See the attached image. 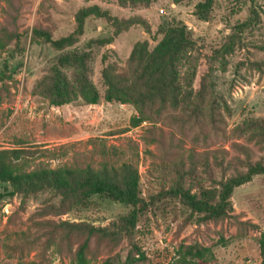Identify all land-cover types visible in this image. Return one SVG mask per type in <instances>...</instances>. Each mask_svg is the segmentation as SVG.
<instances>
[{
	"label": "rangeland",
	"instance_id": "rangeland-1",
	"mask_svg": "<svg viewBox=\"0 0 264 264\" xmlns=\"http://www.w3.org/2000/svg\"><path fill=\"white\" fill-rule=\"evenodd\" d=\"M199 1L158 0L149 7L132 8L103 0H0V27L20 35L0 50V149H26L27 169L39 163L99 168L131 162L140 173L142 198L133 237L110 238L90 234V228L112 227L131 212L132 205L97 194L87 205L64 206L53 190L16 193L9 183L1 182L0 264H76L77 250L86 240L90 264L108 258L123 264L129 255L138 258L134 244L145 253L137 264H181L182 253L195 245L210 247L213 256L189 264H262L258 239L264 233V174L235 189L234 210L222 220L199 224L174 193L176 167L184 161L188 168L191 151L197 157L222 148L232 153V143L245 140L231 131L247 119L264 118V0H218L211 21L195 15ZM95 4L119 18L144 17L151 33L136 25L110 45H93L90 76L101 93L97 104L79 98L52 105L36 93L35 86L60 52L34 41L33 29H48L55 38L66 36L75 29L77 11ZM251 8L257 11L258 22L227 55V69L223 71L220 59L210 60L215 90L232 108L226 140L206 141L183 110L163 109L159 104L148 106L146 120L134 127L132 117L138 112L133 104L104 99L103 67L111 64L122 81L133 82L128 65L133 46L148 40L153 49L162 37L157 34L159 27L181 21L211 51L250 18ZM113 33L108 20L90 16L80 41L67 50L83 49L90 40ZM195 54L184 57L183 73L190 72ZM198 171L203 172L202 167ZM73 224L80 227L72 228Z\"/></svg>",
	"mask_w": 264,
	"mask_h": 264
},
{
	"label": "trees",
	"instance_id": "trees-1",
	"mask_svg": "<svg viewBox=\"0 0 264 264\" xmlns=\"http://www.w3.org/2000/svg\"><path fill=\"white\" fill-rule=\"evenodd\" d=\"M123 7H149L158 0H103ZM185 0H175L176 3ZM218 0H201L195 8V15L201 20L213 19L214 6ZM253 2L254 0H233ZM90 16L105 18L114 28L112 37L90 40L83 49L67 50L80 41L84 34L86 19ZM250 18L237 24L220 47L209 51L198 43L181 21L159 27L157 34L162 36L157 45L150 49L148 40L138 41L133 46L128 59L134 81H122V75L103 57L106 64L102 69L105 86L104 99L108 102L133 104L138 114L132 117L134 127L147 118V108L159 104L163 109H181L190 124L204 134L206 141L226 140L229 135L228 118L232 108L228 101L217 94L212 77L211 62L218 61L225 71L226 57L240 42V36L252 29L258 22V14L250 9ZM75 29L66 36L55 38L52 32L42 27H34L33 40L49 44L60 53L53 59L49 72L36 84V93L49 100L50 104L60 106L82 98L89 104H97L101 93L91 79L90 61L93 45H110L114 38L131 27L140 25L147 33L151 26L147 19L136 15L119 18L108 9L95 4L80 8L75 15ZM19 34L0 27V50H5L11 40ZM195 52L190 72L183 73L181 65L185 56ZM231 133L244 141H235L231 153L226 148L205 151L200 157L191 151L190 164L181 161L176 167L175 195L190 209L191 216L201 224L222 220L233 212L232 196L235 189L264 174V118H250L236 126ZM23 148L0 149V183H9L16 193H38L53 190L62 198L64 206L87 205L91 196L103 195L115 202L133 206L129 214L122 217L112 227L90 228V234L103 237L132 238L140 216L141 190L140 173L131 162L99 168L61 166L53 168L43 163L27 169ZM260 152V154H258ZM202 167L203 172H199ZM209 184L204 186L203 182ZM188 183V184H187ZM78 229L80 224L71 225ZM264 264V233L258 239ZM88 240L77 250L76 264H90L87 257ZM133 248L140 257L129 255L123 264H137L145 259V253L135 244ZM213 256L210 247L189 246L179 259L181 264H189L197 258L208 259ZM137 258V259H136ZM101 264H119L108 258ZM143 264V263H141Z\"/></svg>",
	"mask_w": 264,
	"mask_h": 264
},
{
	"label": "built area",
	"instance_id": "built-area-1",
	"mask_svg": "<svg viewBox=\"0 0 264 264\" xmlns=\"http://www.w3.org/2000/svg\"><path fill=\"white\" fill-rule=\"evenodd\" d=\"M164 12V10H162Z\"/></svg>",
	"mask_w": 264,
	"mask_h": 264
}]
</instances>
